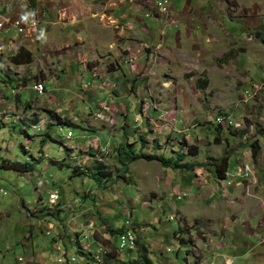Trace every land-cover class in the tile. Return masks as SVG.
<instances>
[{
	"label": "rangeland",
	"instance_id": "obj_1",
	"mask_svg": "<svg viewBox=\"0 0 264 264\" xmlns=\"http://www.w3.org/2000/svg\"><path fill=\"white\" fill-rule=\"evenodd\" d=\"M170 2L174 3V0H168L167 15L174 20L171 23L173 25H169L167 19L158 13L155 0H35L31 4L28 0H0V11H3L4 4L5 9H10L5 14L10 16L12 13L10 21L23 14L37 23L33 30L31 23H25L29 30L24 29L30 31L24 35L29 40L24 42L30 48L32 60L20 65L19 69L26 70L25 74H30L28 83L33 80L35 84L41 82L45 77L44 73L50 71L52 74L54 65L60 64V50L52 49L50 43L54 37V26H57L52 22L60 20L72 24L76 29H82L80 19L90 11L130 9L126 12H129L131 19L127 18L125 21L132 24L118 25L143 30L145 25L134 17L135 13L141 11L133 12L131 8L136 5L139 10H142V6L147 8L145 10H149L146 11L149 15L140 13L141 17L144 21L150 19L155 28L165 29L166 35L172 33L171 28L182 30V37L177 41L165 40L157 55L168 59L170 51L166 46L171 47L172 53L177 57V62L172 66L176 72H182V62L188 61L190 64L188 70H184L186 72L183 79H179L177 74L165 75L164 71L168 66L166 63L161 66L162 61L157 63L158 66L149 69L153 78L148 87L156 98L152 101L148 99V103L156 109L163 100L162 109L156 116L150 112L149 116L146 111L141 112L139 117H129L131 124H135V121L140 125L145 121L147 125L153 126V129L160 125L172 127L176 122H183L184 127L189 128L185 129L184 134L175 131L167 137H163L164 132L163 138L157 140L159 143L145 140L144 135H140L139 143L136 146L131 145L133 148L137 147V153L143 156H172V170L177 172L176 168H183L184 171H179L180 175L183 174V179L172 180L165 202L164 191L168 183L164 175L155 174L158 167L155 163L158 161L153 159L152 162L145 158L131 160L125 164L126 169L123 170V165L119 167L114 158H109L102 170L104 177L101 180L104 185L113 189L116 183L122 181V193L132 199L136 193L132 192L134 186L130 180L132 176L126 173L128 168L136 175L134 178H137L138 183L148 186V189H155L154 175H159L160 190H153L154 192L149 194L151 200L155 198L158 202L145 206L138 200L133 201L131 205H125L119 201L116 194L107 192L115 206L110 207V213L106 216L105 221L109 225L106 231L116 249L99 240V247L103 248L99 250L88 238L81 237L77 240L73 235V239L69 240V236L64 233L60 237L62 243L59 244L64 254L66 251L68 256H75L74 264H79L77 257L81 253L90 254L87 250L96 252L100 261L108 264H131L132 260L144 263L145 256L149 260L145 264H232L231 260L226 261V255L232 257L233 264H251L253 254L259 259L262 255L264 257V0H198V4L191 9H188V2L178 0V11L172 16L169 12ZM183 12L194 13V16ZM57 15L61 18H57ZM185 28L188 29L187 33ZM40 30L45 34L50 33L45 46L41 44L43 40L39 34L42 32ZM12 33L15 34V31L12 30ZM15 37L0 38V57L8 59L13 53L14 50H9L7 46L8 41H15L14 47H18L19 40ZM139 42L137 47L126 54L127 58L140 47L158 49L160 46V42L153 46L148 39ZM66 48L63 56L65 60L77 58L70 47ZM73 48L77 49L74 45ZM79 49L84 51L82 47ZM29 90L25 96L32 94ZM140 105L143 107L142 100ZM102 106L103 103L101 110L95 113L94 117L100 119L97 114L103 113L105 119L100 120L113 123L112 115L106 113ZM174 112L183 116L181 120ZM16 114L13 124L0 129V262L26 264L24 245L27 234H30L28 239L32 241L33 247L44 250L46 256L45 258L38 255L35 264H58L62 249L58 250L53 245L56 241L54 237L58 235L55 222L61 216L63 218L66 210H63L64 213L59 217V210L55 205L61 199L66 202L73 201L71 197L84 196L85 192L93 191L98 183L88 175H73L72 169L67 165H52L42 173L39 164L47 161L42 154L40 158L35 155L34 159L39 160L35 164L36 173L42 180H49V186L55 187L60 196L59 200L49 204L48 192L42 191L39 196L36 189L38 181L34 182L35 179L29 174L6 169L2 165L3 161H34L22 151L21 146L31 147L35 138L48 140L51 144V156L61 160V155L66 153L67 144H61L59 140L65 141L67 138L74 141L80 133L78 128L53 124L47 128L49 137L44 136L41 135L42 131L39 132L32 126L33 124L22 126L21 118L24 115L21 111ZM226 114L234 116L237 124L225 122L226 128L215 125V118ZM177 126L183 131L179 123ZM68 130L76 136L67 135ZM149 132L146 127L143 133ZM85 138L88 141L92 137L89 135ZM225 153L229 155L228 165L223 178H219L212 163ZM88 155L85 166L92 167L103 163V158L98 156L99 158L95 159L91 152ZM69 157L68 155L66 159ZM247 169L248 175L242 173ZM141 170L151 173L142 176L144 172L141 174ZM195 171L197 175L194 178ZM240 186L245 189L247 196H251L250 192L254 193V200L250 201L248 206L239 203L237 196L232 200L231 194H222V190L227 187L234 189ZM177 190L180 193L176 195ZM196 191L197 195L194 196ZM242 194L244 195V190ZM175 197L182 198L176 200L177 204H184L189 208L193 207L194 201L191 200L199 198L200 203L195 205V208L199 210L200 219L204 218L206 223H201L200 226L198 219H194L190 225L183 221V217L185 219L188 216L177 206L171 208L168 202H174ZM247 207L253 212L252 215L245 210ZM112 230L117 232L111 235ZM127 231L129 233L121 238H127L131 233L135 239L134 243L128 246L129 242L125 241L127 246L120 248V234ZM246 231L252 236H248ZM136 241L144 246L143 250ZM83 246H86L87 250ZM107 250L112 256L106 254ZM18 257L22 260L18 261ZM66 260H62L65 261L64 264ZM84 261L85 264L98 263L94 256L85 258Z\"/></svg>",
	"mask_w": 264,
	"mask_h": 264
},
{
	"label": "crops",
	"instance_id": "obj_2",
	"mask_svg": "<svg viewBox=\"0 0 264 264\" xmlns=\"http://www.w3.org/2000/svg\"><path fill=\"white\" fill-rule=\"evenodd\" d=\"M184 1L188 2V9H191L192 7L196 6V4H198V0ZM176 5H178V0H174V3L170 2L169 12L171 16L172 14L174 15V12L178 11ZM137 7L138 6L136 5L131 7L133 12L137 10L139 12L141 11L140 13H143V15H149L148 12H146L149 10H145L147 8L142 6V10H139ZM2 8L3 11H0V18L3 19H1L0 22H4V27H0V38L6 36L9 39V37L16 36L15 39L18 38L19 40L18 47L23 46L30 51L29 46L24 42L25 40H29L27 39L28 37L18 34L9 20L12 13L10 16L5 14V12L9 11L10 9H5L4 4L2 5ZM126 11H130V9H127ZM126 11L120 9H115L112 11H90L88 15L80 19L82 22V29H76L72 24H66L60 20L52 22L56 23L57 26H54V30L52 31L54 37H52L50 43L52 44V49H57L58 51L60 50V64L54 65L52 74L50 71L44 73L45 77L41 82L45 85V92L42 95L36 94L29 88L35 84V80L28 83L29 81H27V78L30 76V74H25L24 72L26 70L21 71L19 69V66L24 65L25 63H13L11 62L10 57L8 59L0 57V129L1 127L13 124L16 121L14 120V116L17 115L16 112L21 111L24 115L22 118L20 117L22 119V121L20 120L22 126L37 122L32 126L34 127L38 125L41 127V129L36 127L34 128L39 130V132L42 131L43 134L41 135L49 137L47 128L55 124V119L50 116V111H53L55 114L61 117L63 120V125L72 126L80 130V133L77 134L78 136L72 132V137L76 136L74 141L67 138H65V141L64 139L59 140L61 144L64 142L67 144L66 153L61 155V160L51 156V144L48 140L43 141V138H35L31 147L21 146L22 151L27 153L32 159L35 158V155L40 158L41 154L45 157L44 160L47 162L43 161L39 164L41 166L42 173H45L52 165H55L53 163L54 161H64L65 165H67L66 162H69L74 163L75 165L85 166L89 156L88 153L90 152L93 153L95 159L99 157L103 158L105 166L107 165L108 159L112 157L114 160H116L117 165L120 167L121 165L118 163V158L116 156V148L119 145L129 143L136 146L139 143L138 138H140V135H144L145 140L156 141L159 143L157 140L167 137L169 134L174 133L175 131L183 132L184 134L186 131L185 129H189L184 127L183 122H176L175 124L171 125L172 127L160 125L158 127L160 129H153V126L151 127L150 124L147 125V122L145 121H143L144 123H141L140 125L135 121V124H131L132 122L130 121L129 116L134 115V117H139L140 113L142 112L141 109L143 110V107L140 105L141 100L142 103H144L146 99L148 106L146 111H148V114L150 112L151 115L156 116L162 109L161 107L163 100L156 109H154L151 104L148 105V99L152 101V99L156 98L148 90L149 85H151L150 81L153 78V76L150 74L151 70L147 69L148 65H152V67L155 68L157 63L162 61L160 63L161 66L164 63H166L168 66L165 68V75L175 76L177 74L180 76L179 79H183V74L186 72L184 70H188L187 68L190 63L184 60L181 67L183 71L176 72L173 71L174 69H172V66L177 62V57L172 53L173 51L171 47L166 46L170 51L168 59L157 55V52L161 51L160 49L162 48L164 41L179 40L182 37V30L171 28L170 32L172 33L166 35L165 29H160L158 27L155 28V25L152 24L150 19L148 21H144L140 13H135L136 16L134 17L138 18V20H140L145 25L144 29L134 30L129 29V26H126L128 28L127 29L124 26L118 25H125L127 23L130 25L132 24L129 21H125V19L130 18V14H128L129 12ZM190 12L183 13L194 16V13L191 14ZM26 17L21 14L19 18ZM147 17L151 18L152 16ZM57 18L61 17L57 15ZM59 24H64V26L62 27ZM25 28H28L29 30L28 25H24V29ZM12 30L15 31V34H11ZM184 30H186L185 32L187 33L188 29L185 28ZM39 34L43 40L41 41V44L45 46L46 41L50 38V33L45 34L42 31L39 32ZM142 39H148L153 46H157L160 42V46L158 49L155 47L141 49L140 47L135 53L128 55L127 58L126 54L133 50L135 46L137 47L140 43L139 41ZM30 40H32V38ZM11 43L13 44L11 45ZM15 43V41H8L7 45L9 50H14L13 53L18 48L14 47ZM73 45L77 49H74ZM66 47H70V50L74 51L73 55H76L77 58L65 60L63 56L66 53ZM79 47H82V50L84 51L82 52ZM133 55H137V59L135 64H130L129 62L133 61ZM13 87H16L14 88L16 89L15 91L13 90ZM27 90L32 92V94H26L25 96ZM102 103V109H104L106 113L109 112L112 115L113 123L100 120L105 119V116H98L97 114V117L100 119L94 117L95 113L101 110ZM58 110L60 113H58ZM137 111L139 113H137ZM177 113L174 112V114H176L175 116L181 120L183 116L181 117V114L178 113L177 115ZM216 118L214 120L215 125L224 127V122L219 124L216 122ZM177 123L182 126L183 131H181V128H178ZM146 127L149 128L150 132L144 134L143 132L146 130ZM68 132H71V130H68ZM89 135L92 138L87 141L85 137H88ZM94 143L97 146H95ZM134 149L136 151L137 147H134ZM41 151H43V153H40ZM68 155L70 157L66 159ZM119 159L123 161L121 157ZM28 161L25 160L21 163L31 164V169L22 171L21 173L29 174L35 179L34 182L38 181V186H36V189L39 191V196H41L42 191L48 192V203L50 204L49 193L54 191L56 188L49 186V180H42L36 173L35 164H37L39 160L34 159L33 162ZM154 161L157 160L154 159ZM145 163L148 164V162ZM155 164L158 165L155 174L158 173L160 175H164L165 179L167 180L166 182L168 183L167 189L164 191L165 193L163 192L165 196V202H167L166 195H168L170 192L169 190L171 189L170 184L172 180L183 179L181 177L183 174L180 175L179 171L184 170L183 168H176L177 172H174L172 170L174 169V165L167 167L163 165L161 166L159 161ZM57 166L61 167L62 165ZM176 166L180 167L178 165ZM143 172L144 170L141 172V174ZM126 173H129V176H132L130 177V180L131 184L134 186L132 192L136 193L135 198L131 199L122 193V181L116 183L114 188L111 189L107 185H104L103 180H96L98 183L96 188L93 191L85 192V197L74 196L75 198L71 197L73 201L67 200L66 202H64L62 199L59 200L60 196L58 197L57 200L59 201L55 206H57L56 208L59 210V217L62 213H64L63 210H66V212L63 215V218H61V216L59 219H57V222H55L57 227L56 234L59 235L54 237L56 241L53 242V245L56 247V249L59 250L61 248V244L59 243H62V239L60 237L64 233L69 236V240L73 239L71 237L73 235L76 236L77 240H79L81 237H84L85 239L88 238L91 240V243L97 245L99 250V240L106 243L108 242L110 235H108L106 228L109 227V225L106 223L105 219L110 213V207L115 206L113 205L114 201H111V198L108 195L109 192L116 194L119 201L125 205H131L133 201L138 200H140L141 204L145 206H150V204L153 205L158 202V199L155 198L151 200V195L149 194L154 192L153 190H160L159 175H154V179L156 180L155 189H148V186L146 187L145 185L138 183L137 178H134L135 174L131 172V168H128ZM149 173L151 172L146 171L142 176H147ZM196 175L197 174L195 171L194 178ZM217 188H219V186H217ZM243 190L244 195L242 194ZM197 192L198 191L194 193V196L197 195ZM175 193L177 195V193H180V191L177 190ZM222 194H231L230 196L233 197L232 200H234L237 196L238 202L244 203L247 206L249 205L248 203L250 201L254 200V193L250 192L249 194L251 196H247L245 189H243L241 186L234 187V189L227 187L226 189L222 190ZM259 194L261 195L262 193ZM181 199L182 198L177 199L175 197L174 202H168L170 203L171 208L177 206L178 209H181L182 212L188 216L185 217V219L183 217V221L188 222L190 225L194 219H198L200 226L201 223H206L204 218L200 219L201 217L199 216V210L198 208H195V205H199L200 203L199 198H193V200H191L194 201L192 208H189L184 204L179 205L176 203V200ZM196 209L197 211H195ZM248 209L249 207H247L245 210L252 215L253 212ZM40 221L41 220H39V223H41ZM246 234L248 236H252L250 233H248V231H246ZM30 236V234H27V241L25 240L24 245L27 258L26 264H35L38 261V255L45 258L46 256L44 255V250L37 246L33 247L32 241L28 239ZM83 248L87 250L86 246H83ZM37 251L41 252V254ZM64 252L67 255L66 251ZM87 252H90V254L85 255L84 253L80 252L81 254L77 257V262H79V264H85V258H90L91 256L96 255V252H93L92 250H87ZM62 253L63 249L60 251V254ZM67 257L71 256L67 255ZM224 257L226 258V261L229 262V260H231V263L233 264L231 256L226 255ZM18 260H22L21 257H18ZM62 260L65 259H60V263L58 264H64L65 261ZM263 262V255L259 259L256 254H253V260H251V264H261ZM0 264L3 263L0 262ZM103 264L108 263L103 262Z\"/></svg>",
	"mask_w": 264,
	"mask_h": 264
},
{
	"label": "trees",
	"instance_id": "obj_3",
	"mask_svg": "<svg viewBox=\"0 0 264 264\" xmlns=\"http://www.w3.org/2000/svg\"><path fill=\"white\" fill-rule=\"evenodd\" d=\"M29 4L34 3L35 0H28ZM31 51H29L28 49L24 48L23 46H20L17 48V50L10 56V60L13 63H28L30 62L31 59ZM50 116L55 119V124H60L63 125V120L61 119L60 116H58L57 114H55L53 111H50ZM37 122L31 123L32 124H36ZM220 127V126H219ZM214 140H218L217 138H214ZM132 144L129 143H124L122 145H119L116 148V156L118 158V163L120 165H123L122 168L123 170L126 169V163L131 161V160H136L139 158H145L148 160H152L155 159L157 161H159L161 163V165L163 166H171L174 163L171 161V157H164L163 155H153V156H143L140 155L139 153H137L135 151V149L133 147H131ZM122 158L123 161H121L119 158ZM228 160H229V155L228 154H223L220 157L216 158L213 163L212 166L215 168V172H216V176L219 178H223L224 176V172L227 168L228 165ZM55 165H65L64 161H54L53 162ZM67 166L70 167L72 169V174L73 175H88L90 177H92L94 180H101L104 175H102V170L104 165L103 163H99L96 164L92 167H87L84 165H75L74 163H69L66 162ZM176 164V163H175ZM2 165L6 168V169H13L16 170L18 172H22V171H27L31 169V164H27V163H21L18 161H3ZM178 165V164H176ZM116 178H113V180H115ZM116 230H112L111 231V235L116 233ZM127 233H129V231H127L126 233H121L120 234V238L123 235H126ZM135 240V239H134ZM111 239L108 240L107 243H109L111 246ZM136 244L139 245V247L141 248V250L144 249V246L142 244H139L136 241ZM120 245V244H119ZM113 248H115L114 246H112ZM116 249V248H115ZM108 251V250H107ZM113 251V249H112ZM109 256H112V254L110 253V251H108V253H106ZM111 254V255H110ZM144 259V263H140L137 260H132L130 261L131 264H145L149 262V260L146 258V256L143 258ZM67 264V262H66Z\"/></svg>",
	"mask_w": 264,
	"mask_h": 264
},
{
	"label": "built area",
	"instance_id": "obj_4",
	"mask_svg": "<svg viewBox=\"0 0 264 264\" xmlns=\"http://www.w3.org/2000/svg\"><path fill=\"white\" fill-rule=\"evenodd\" d=\"M129 1H132V0H129ZM155 4H156L157 10H158V13L163 15L164 18L167 19V21H168L167 23L169 25H173L171 23L174 20L171 17H168V15H167V13H168L167 12L168 0H155ZM11 23H12V26L16 29L17 33L21 34V35H25V34H28V32H30V31L24 30V23H31L32 24V30L34 29V27H37V23L34 20L29 19L28 17H26V18H15L11 21ZM0 27L1 28L4 27V24L2 22H0ZM136 56L137 55H133V61L129 62L130 64H135V61L137 59ZM147 69H152V65H148ZM146 70H145V73H146ZM13 88H16V87H13ZM29 88L33 92H35L36 94H39V95H42L45 92V85L44 84H33ZM148 105H149V103H148ZM147 107L148 106H147L146 99H145V102L143 103V110H142L143 113L146 112ZM98 116H105V115L98 113ZM223 117H224V122L236 123V118L234 116H227V114H226ZM66 134H72V132L67 131ZM242 173H245V175H248V169ZM49 195H50V204H53L58 198V193L56 190H54L51 193H49ZM46 233H48V232H46ZM121 239H122V246H123V243L125 241H133L134 242V237L131 233H130V237L121 238ZM100 250H102V249H100ZM94 257H95V260L98 262V263L96 262L97 264H103V261H100V259L97 257V255H94ZM60 259H67V264H72L75 261V256L67 257L64 253H62L61 256L58 258L59 263H60ZM18 261H21V260H18ZM93 264H95V262Z\"/></svg>",
	"mask_w": 264,
	"mask_h": 264
},
{
	"label": "bare ground",
	"instance_id": "obj_5",
	"mask_svg": "<svg viewBox=\"0 0 264 264\" xmlns=\"http://www.w3.org/2000/svg\"><path fill=\"white\" fill-rule=\"evenodd\" d=\"M24 25H26L25 23H24ZM37 81H39V80H37ZM36 84H43V83H36ZM32 85V84H31ZM225 116V115H224ZM216 122L217 123H219V124H222V122H224V118L223 117H217L216 118ZM225 123V122H224ZM38 126V125H37ZM37 126H34V127H36V128H40L41 129V127H37ZM223 128H226V127H223ZM67 135H71V134H67ZM49 198V197H48ZM171 220V219H170ZM128 237H130V234L128 235ZM127 237V238H128ZM129 242V244H128V246H132L133 245V241H128ZM127 246V243L126 242H124L123 243V246H122V242L120 243V245H119V247L120 248H123V247H126ZM100 249H103L102 247H100Z\"/></svg>",
	"mask_w": 264,
	"mask_h": 264
},
{
	"label": "clouds",
	"instance_id": "obj_6",
	"mask_svg": "<svg viewBox=\"0 0 264 264\" xmlns=\"http://www.w3.org/2000/svg\"><path fill=\"white\" fill-rule=\"evenodd\" d=\"M59 197V196H58ZM58 199V198H57ZM57 201V200H56ZM74 263V262H73Z\"/></svg>",
	"mask_w": 264,
	"mask_h": 264
}]
</instances>
